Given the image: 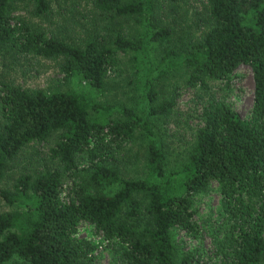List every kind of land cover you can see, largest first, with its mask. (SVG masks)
Instances as JSON below:
<instances>
[{
  "label": "trees",
  "instance_id": "trees-1",
  "mask_svg": "<svg viewBox=\"0 0 264 264\" xmlns=\"http://www.w3.org/2000/svg\"><path fill=\"white\" fill-rule=\"evenodd\" d=\"M198 2L194 14L189 0H0V60L29 54L63 73L48 89L0 79V264H90L98 243L78 235L82 223L119 264H264V0ZM20 5L50 22L54 11L64 26L68 12L70 21L88 8L91 26L78 42L56 22L46 35L13 13ZM239 65L253 83L246 117L205 95ZM119 79L125 100L107 99ZM179 87L205 98L173 150L165 126ZM35 142L48 145L38 168L3 184ZM212 183L216 229L194 216L196 194ZM178 231H206L213 257L182 247Z\"/></svg>",
  "mask_w": 264,
  "mask_h": 264
},
{
  "label": "rangeland",
  "instance_id": "rangeland-1",
  "mask_svg": "<svg viewBox=\"0 0 264 264\" xmlns=\"http://www.w3.org/2000/svg\"><path fill=\"white\" fill-rule=\"evenodd\" d=\"M198 3V0H189L188 11H192L193 13L197 11L200 7ZM55 5L56 4H54V6ZM18 7L20 8L13 10V13L22 16L25 21L31 22L39 27L46 35L56 29L57 23L59 28L56 30L60 29L59 34H62L67 41L78 42L83 40L87 36L86 32L89 31L87 27L91 26L88 8L87 12L86 8L82 10L84 15L79 16L74 14L73 19L70 21L68 12L65 16L68 17V19L64 20V26L62 19L58 18V16L54 14V11H51L48 15V17L53 19V22H50L46 17L34 15L31 11L23 8L24 6L20 5ZM81 7L83 6H78V8ZM85 27L87 30H84ZM1 71H4V75L0 76V79H4L5 81L12 82L22 87H40L48 89L56 85L62 86L63 73L59 70L58 64L53 59L36 57L29 54L23 55L13 53L12 57L7 56L5 59L0 60V72ZM122 73L125 74V71ZM234 73V76L226 85L224 81H216L211 88L205 92V95H215V97L224 99L241 117H246L251 107L253 88L251 71L247 65H239ZM117 82L119 85H112V90L106 96L107 99H115L116 101L125 100L126 95L123 92V81L119 79ZM199 95H202V93L196 92L189 87H179L178 89L175 114L173 119H170L165 126L168 133H173V142L170 145L173 150H178L183 143L190 139L192 130L199 123L198 117L196 116L200 108L198 100L199 98H205V95L198 97ZM47 146L46 143L40 142L31 143V145L27 146L15 157V160L9 162L4 170L2 183L8 185L13 181V177L17 175V173L21 171L30 172L36 167L38 168L34 159L38 158L41 160L47 151ZM123 172L133 173L130 168L129 170L125 169ZM114 188V185H110L107 186L105 190L111 192ZM194 205L196 209L194 216L197 217L199 225L201 224L204 228L211 227L212 229H216L221 219L217 214L219 193L214 183L210 184L207 190L196 194ZM5 208L8 207L4 206L0 201V209ZM78 235L88 237L92 239V241L98 243L93 253L94 258L90 264H119L118 259L113 256L111 251H108V247L104 245L99 234L93 231L90 224L82 223L79 226ZM174 238L182 247H191L192 245L200 244L202 245L203 255L206 257H213V248L211 244L212 236L206 231H201L200 238L189 237L182 231H178L175 233ZM99 241H102V243Z\"/></svg>",
  "mask_w": 264,
  "mask_h": 264
}]
</instances>
